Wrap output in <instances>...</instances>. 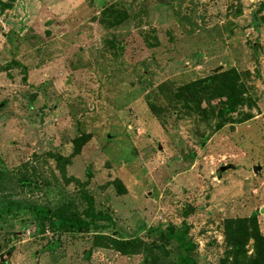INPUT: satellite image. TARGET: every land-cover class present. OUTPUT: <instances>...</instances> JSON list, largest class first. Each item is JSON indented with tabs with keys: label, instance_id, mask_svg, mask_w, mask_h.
Masks as SVG:
<instances>
[{
	"label": "rangeland",
	"instance_id": "rangeland-1",
	"mask_svg": "<svg viewBox=\"0 0 264 264\" xmlns=\"http://www.w3.org/2000/svg\"><path fill=\"white\" fill-rule=\"evenodd\" d=\"M5 1L0 261L144 264L91 247L92 230L41 233L4 204L79 212L83 191L114 221L105 234L148 240V227L185 221L197 264H218L225 219L255 212L264 235V0ZM218 66L236 71L250 102L230 116L195 110L202 98L179 89ZM58 156L70 157L64 174Z\"/></svg>",
	"mask_w": 264,
	"mask_h": 264
},
{
	"label": "trees",
	"instance_id": "trees-1",
	"mask_svg": "<svg viewBox=\"0 0 264 264\" xmlns=\"http://www.w3.org/2000/svg\"><path fill=\"white\" fill-rule=\"evenodd\" d=\"M14 0H6L1 3L3 8H11ZM118 21L119 14H114ZM115 21V22H116ZM51 23V21H49ZM190 99L206 102V107L201 109V102L195 101V110L202 113H210L219 117L230 116L243 104H249L245 96L246 88L243 81L234 70L210 73L203 78L196 79L179 88ZM216 100L211 104L210 101ZM245 119V118H244ZM75 151L81 144L75 140ZM61 172L64 174V164L70 163V157L56 159ZM62 161V162H61ZM120 183H117L119 188ZM81 197L86 202V207L77 212L69 205L63 204L53 209L40 208L25 205L16 200H7L5 205L8 211L25 209L33 215L38 222L41 233L45 230L52 234L68 230L71 232L95 231L91 247H103L113 249L122 255L139 254L144 264H197L194 258L195 244L188 236L189 225L185 221L174 225L165 223L148 227L145 232L149 239L140 236L123 237L103 233L104 229L115 228L112 218L94 208L93 197L87 192H81ZM187 213H184V216ZM224 252L218 264H264V235L260 232L257 215L255 212L248 217H235L225 219L223 222ZM251 241L252 253L247 256L245 245ZM48 250H55L59 246V239L52 238L46 241ZM91 247L84 250V257L89 258ZM10 253V252H9ZM0 264H6V259H1Z\"/></svg>",
	"mask_w": 264,
	"mask_h": 264
},
{
	"label": "water",
	"instance_id": "water-1",
	"mask_svg": "<svg viewBox=\"0 0 264 264\" xmlns=\"http://www.w3.org/2000/svg\"><path fill=\"white\" fill-rule=\"evenodd\" d=\"M222 68H223L222 66H218V67L212 69L211 71H212V73H216V72H218L219 70H221ZM260 169H261L260 166H254V167L252 168V170H253L254 173L257 172V171L260 170Z\"/></svg>",
	"mask_w": 264,
	"mask_h": 264
}]
</instances>
